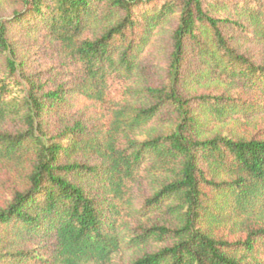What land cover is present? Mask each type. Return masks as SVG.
Here are the masks:
<instances>
[{
    "label": "trees",
    "instance_id": "obj_1",
    "mask_svg": "<svg viewBox=\"0 0 264 264\" xmlns=\"http://www.w3.org/2000/svg\"><path fill=\"white\" fill-rule=\"evenodd\" d=\"M155 1L17 0L0 17V167L28 163L0 210V264H264V140L212 132L264 114V61L226 33L264 47V0ZM18 24L66 81L47 90L25 72ZM192 52L223 90L184 96Z\"/></svg>",
    "mask_w": 264,
    "mask_h": 264
},
{
    "label": "rangeland",
    "instance_id": "obj_2",
    "mask_svg": "<svg viewBox=\"0 0 264 264\" xmlns=\"http://www.w3.org/2000/svg\"><path fill=\"white\" fill-rule=\"evenodd\" d=\"M219 2L237 1V0H217ZM241 1V0H238ZM162 0H156L152 6H158ZM21 6L17 0H0V17L9 18L14 11H19ZM145 10V9H140ZM175 25L173 19L168 25H165L163 30L157 36L159 49L163 47V51L168 40L169 30ZM31 27L27 24H18L14 28L12 38L17 49L18 60L23 62L25 72L31 76L35 81L44 85L45 89H52L58 83L66 81L59 72L61 60L56 55L55 49L49 42L40 34L30 37L26 33ZM227 34L234 36V43L240 53L245 54L258 64L264 61V47L252 40L250 31H240L234 28L226 29ZM30 34V33H29ZM32 34V33H31ZM162 51V49H161ZM163 57L160 56L156 67L152 69V78L161 80L163 76V67L161 63ZM185 76V84L183 86V93L185 97L204 94H217L218 91L223 90L221 86L209 84L203 77L199 80L201 75V67L194 53H188L187 60L183 69ZM57 75V77H56ZM54 129V128H53ZM213 134H221L223 136H237L245 139L264 140V114H259L252 122H230L225 125L215 126L212 129ZM28 163L17 165H4L0 167V210L4 209L11 201L12 196L17 191H22L25 186V176L27 172ZM150 193L149 184L142 182L134 188V197L136 205L141 204L142 199ZM222 236H227L228 230L220 232ZM230 240L240 237V234L235 236L229 235ZM237 236V237H236ZM132 255L128 252L116 259L117 264H127Z\"/></svg>",
    "mask_w": 264,
    "mask_h": 264
}]
</instances>
